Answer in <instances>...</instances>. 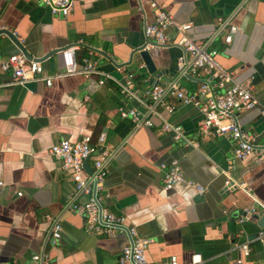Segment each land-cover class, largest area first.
<instances>
[{
  "label": "crops",
  "instance_id": "obj_1",
  "mask_svg": "<svg viewBox=\"0 0 264 264\" xmlns=\"http://www.w3.org/2000/svg\"><path fill=\"white\" fill-rule=\"evenodd\" d=\"M153 1L175 21L189 23L191 41L214 49L217 63L236 81L250 80L254 97L264 104V0ZM231 15L236 31L226 44L228 25L216 35V21ZM144 22L151 23L152 14L146 7L139 10L133 0H73L66 15H52L39 0H0L1 29L12 32L33 58L55 51L40 62L44 78L61 74L59 51L77 45V63L88 56V48L96 49L102 54L93 53L89 59L99 72L117 80L131 72L140 89L175 82L193 92L199 80L192 76L161 75L153 82L148 74L137 72L141 62L136 55L126 65L134 49L146 44ZM169 35L176 40L172 31ZM149 50L156 71H175L182 51L174 42ZM18 53L0 37V63ZM97 81L94 75L67 76L51 80L49 86L44 81L15 85L9 72L0 71V264H26L38 253L48 255V264H116L128 244L127 235L85 230L83 217L67 208L74 187L71 172L61 170L48 152L62 139L75 142L89 136L94 143L100 133L105 135L104 145L114 151L97 192L100 207L124 217L126 226L151 239L144 252L149 264H162L169 257L190 264L192 255H199L200 264H264V251L257 243L250 245L245 258L235 249L263 225L264 164L255 163L254 156L234 161L231 142L200 134L197 109L172 99H165L173 107L171 113L154 108L156 115L149 117L152 128H134L118 117L117 109L144 111L143 107L125 100L111 81ZM235 121L254 145L264 143V117L257 110L242 112ZM163 122L179 125L197 147L161 133ZM171 160L178 161L183 180L164 190L158 166ZM87 164L90 168L91 160ZM186 180L201 185L204 193L196 195ZM87 199L80 194L74 200ZM249 208L255 209L254 218L244 220L238 212ZM55 221L61 232L51 246L48 238Z\"/></svg>",
  "mask_w": 264,
  "mask_h": 264
},
{
  "label": "built area",
  "instance_id": "obj_2",
  "mask_svg": "<svg viewBox=\"0 0 264 264\" xmlns=\"http://www.w3.org/2000/svg\"><path fill=\"white\" fill-rule=\"evenodd\" d=\"M73 0H39L48 11L54 14L66 15L72 7ZM138 4V9L143 7L149 9L152 14V22L145 23L142 27V34L146 40L145 50L155 47H164L172 42L177 45L182 54L176 60V74L178 77L192 76L199 80L197 88L189 92L182 87H178L175 82H168L162 86L154 85L140 89L135 82V77L131 72H125L121 80H117L109 74L99 72L94 62L89 59L93 52L88 51V56L82 59L79 64L75 59L77 45L66 47L60 52L63 72L54 76L42 77L43 70L39 62L28 61L20 53L7 57L0 63L1 72L11 74L12 83L15 85H25L27 83L44 81L49 86L51 80L67 76H81L88 78L92 75L98 77V85H103L106 81H111L121 91L125 100L134 101L143 107L144 111L130 108L124 110L117 109L120 119L129 120L134 128H152L153 124L150 115H156L155 107L160 106L167 113L173 111V107L165 103V99H172L182 106H191L197 109L199 119L196 123V130L205 136L218 135L225 137L232 144V159L234 161H244L250 156L255 157V163L264 164V143L254 145L252 137L248 132L243 131L236 123L235 117L242 112L257 110L264 117V104L260 103L253 95L250 80L238 82L232 72L225 71L215 60L217 52L207 46L195 45L188 36L189 23H179L165 12L153 0H133ZM232 15L226 19H217L215 34L217 35L227 25L228 30L223 37V42L228 44L236 27L230 25ZM169 31L174 33L176 40L173 41ZM123 67H119L121 69ZM140 96L147 99L145 104ZM159 131L170 135L174 142L182 143L185 146L197 147L187 139L179 125L163 122ZM105 135L100 133L93 143L89 136H83L75 142L66 139L60 140L49 149V155L58 163L61 170L71 172L74 183L73 191L68 196L67 208L83 217L85 220V230L94 234L112 235L114 231L125 230L128 237V244L124 246L116 260V264H149L144 256V252L151 239L140 237L134 227L125 225L122 216H115L99 208L100 199L97 192L101 190L102 183L107 174L106 166L113 157L114 151L104 145ZM91 160V173L84 171L82 164L85 159ZM158 168L163 171L162 187L169 190L173 185L183 180L182 172L178 161L171 160L169 164L161 163ZM185 184L200 196L204 193V188L191 181L186 180ZM229 181L225 182L229 188ZM0 188L2 184L0 183ZM85 195L88 199L83 203H78L74 199L77 195ZM20 196V193H16ZM255 212L254 208L245 210L250 216ZM244 220L247 217H243ZM242 222V220H239ZM61 227L58 221L53 222L50 230L48 243L54 246L59 239ZM257 243L264 251V227L260 228L256 234L245 241L235 245L241 258L248 257L250 245ZM241 259L237 260L240 263ZM199 255L190 257V264H200ZM22 264V263H11ZM26 264H48V255L38 253L31 255ZM162 264H178L175 257H169Z\"/></svg>",
  "mask_w": 264,
  "mask_h": 264
},
{
  "label": "water",
  "instance_id": "obj_3",
  "mask_svg": "<svg viewBox=\"0 0 264 264\" xmlns=\"http://www.w3.org/2000/svg\"><path fill=\"white\" fill-rule=\"evenodd\" d=\"M0 37H4L5 39H7L16 49L17 51L24 56V58L28 61H36V62H42L43 60H45L47 57H49L50 55L54 54L55 51L53 52H49L47 54H45L42 57L39 58H33L29 53L26 52V50L22 47V45L19 43L18 39L16 36L13 35L12 32L6 30V29H1L0 28ZM145 45L134 49V51L131 53L130 58L128 59L126 65H129L131 60H132V55H136L138 60L141 62V67H139L137 69L138 73H146L149 76H151V81L155 82L161 75H167L169 78H172L175 75V71H156L155 66L152 62L151 59V55H150V50H145ZM89 51L93 52V53H98V54H102L100 51L96 50V49H92V48H88ZM61 52V51H59ZM125 65V66H126ZM120 67H124L123 65ZM88 158L85 159L83 161L82 167L84 169V171L86 172L87 175H89L91 173V169L88 166ZM99 208L100 205H99ZM238 214H240L241 216H248V214L242 211H239ZM251 218H254L253 215H251ZM261 222H263L262 227H264V216L261 219ZM261 227V228H262ZM124 232H126L125 230H123ZM126 234V233H125Z\"/></svg>",
  "mask_w": 264,
  "mask_h": 264
}]
</instances>
